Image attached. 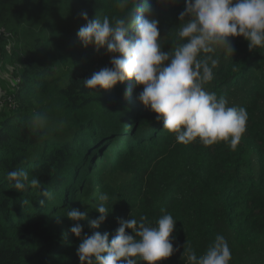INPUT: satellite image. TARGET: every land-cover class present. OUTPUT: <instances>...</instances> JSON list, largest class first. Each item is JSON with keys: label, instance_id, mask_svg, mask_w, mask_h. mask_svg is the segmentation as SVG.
I'll return each mask as SVG.
<instances>
[{"label": "trees", "instance_id": "obj_1", "mask_svg": "<svg viewBox=\"0 0 264 264\" xmlns=\"http://www.w3.org/2000/svg\"><path fill=\"white\" fill-rule=\"evenodd\" d=\"M144 3L138 0L133 19ZM147 3L164 50L182 44L185 0ZM126 11L115 0H0V264H80V239L65 216L70 208L87 212L85 234L107 232L110 239L118 219L155 223L171 214L180 251L158 264H187L183 246L199 256L217 234L227 238L230 264H264V49L230 37L233 56L214 54L219 64L207 91L248 112L237 149L180 144L138 100L142 86L134 79L108 90L83 85L111 65L106 49L80 43V14L114 19ZM34 113L46 118L42 126ZM13 170L40 186L17 192L8 179ZM100 193L112 211L92 229Z\"/></svg>", "mask_w": 264, "mask_h": 264}, {"label": "clouds", "instance_id": "obj_2", "mask_svg": "<svg viewBox=\"0 0 264 264\" xmlns=\"http://www.w3.org/2000/svg\"><path fill=\"white\" fill-rule=\"evenodd\" d=\"M115 3L122 11L127 10L120 18L105 15L89 19L86 12L80 14L86 21L77 33L80 43L94 46L96 51L106 49L111 65L86 78L84 87L108 90L134 79L142 86L138 100L157 114V121L175 134L177 143L187 145L199 140L204 146H212L224 142L235 151L247 130V109L229 106L223 95L207 91L206 85L213 80V69L219 64V56L214 55L217 50L233 56L230 37H243L250 50L264 49V0H185L177 30L184 42L170 51L163 48L159 21L152 18L147 0L134 19L138 0ZM130 30L134 32L131 36ZM45 119L41 113L33 114L34 124L42 126ZM8 179L17 192H23L29 183L32 187L41 184L38 178L29 182L24 170L10 171ZM41 194L49 200L53 197L47 189ZM108 201L107 193L97 196L95 211L100 215L89 220L92 229H98L112 211ZM65 216L74 222L70 231L80 239V264H158L180 251L173 245L177 221L168 213L155 223L147 216L118 219L119 227L111 239L107 232L84 233L80 221L87 218L86 211L70 208ZM182 256L187 264H230L232 251L227 238L217 234L203 254L198 256L184 245Z\"/></svg>", "mask_w": 264, "mask_h": 264}, {"label": "built area", "instance_id": "obj_3", "mask_svg": "<svg viewBox=\"0 0 264 264\" xmlns=\"http://www.w3.org/2000/svg\"><path fill=\"white\" fill-rule=\"evenodd\" d=\"M0 60H1V56H0Z\"/></svg>", "mask_w": 264, "mask_h": 264}]
</instances>
